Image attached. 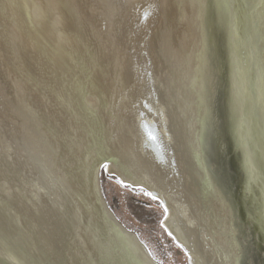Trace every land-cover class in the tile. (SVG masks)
<instances>
[{
  "label": "bare ground",
  "instance_id": "1",
  "mask_svg": "<svg viewBox=\"0 0 264 264\" xmlns=\"http://www.w3.org/2000/svg\"><path fill=\"white\" fill-rule=\"evenodd\" d=\"M178 30L196 49L186 68L193 97L182 103L178 73L167 71L184 40ZM91 112L98 121L87 132L53 126L52 142L69 137L72 154L80 150L61 180H49V166L12 163L0 135V264H162L105 203L101 172L160 201L163 229L191 264L255 263L254 228L264 241V0H0V127L15 122L23 145L49 129L26 125L42 113Z\"/></svg>",
  "mask_w": 264,
  "mask_h": 264
},
{
  "label": "rangeland",
  "instance_id": "2",
  "mask_svg": "<svg viewBox=\"0 0 264 264\" xmlns=\"http://www.w3.org/2000/svg\"><path fill=\"white\" fill-rule=\"evenodd\" d=\"M60 28L61 25L55 26L50 30V34L53 33L55 37L60 36L61 33L58 31ZM156 28H157L156 23L154 25H150L149 31H154L156 30ZM140 32L145 33L146 31L143 29ZM177 34L179 35V30L178 33L176 31V33L173 35L174 37H176V40H182V39L184 40L182 41L181 45H179L177 41V44L174 45L175 46L174 50L171 51V53L168 55L172 57V60L174 58L177 64L167 69V71L169 70L168 73H170L169 76L171 77V79L173 78L174 72L178 73V75L176 74L175 78H173L172 80L175 81L178 78L181 81L179 82V84L177 82V84L180 85L182 88L180 89V92L177 96L181 102V99L183 98L189 101V99L193 97L189 94V98H188V93H189L188 91L192 88L191 85L192 82H190V79L193 78L192 71L190 73L186 68L191 64H193L192 62L195 60L196 56L192 55V48L194 51L196 49L194 48L195 46L190 47L189 40L187 38L178 36L177 39ZM153 43L154 42H150V45L148 46L149 49L152 48ZM20 44H23V42ZM40 47L42 49L46 48L45 44H42V42L40 43ZM179 52L180 54H178ZM145 59L146 58L143 57V60ZM53 62L54 61L49 62V64ZM141 67L142 66H139V68ZM145 69L147 70L148 66L147 67L145 66ZM145 69L142 70L141 72L145 73L146 72ZM188 79H189V83L187 82ZM146 84L147 83H145V85ZM133 85L134 82H131L130 86ZM153 85L154 84L151 83L146 89L145 88L144 89L152 90ZM144 102L150 103V95L145 96ZM21 107L28 109L29 105L23 104L17 106V108L12 107L11 110L18 111L19 109H21ZM68 111L70 110L65 109L62 112V114H68L67 113ZM196 111L194 109H191L189 114L194 115ZM94 114L91 112L90 114H88V117L87 116L84 117L79 114H74L77 116L75 120H71V119L67 120L62 116L61 119L58 118L56 120H50V118H48L49 116L47 115V113H42L37 118H32L28 120V122H26V125L28 127L31 126L35 128L44 125L49 129L46 131V134L41 138V140L36 139L35 141H32V143L24 141L23 145L18 142H17L18 145L15 144V141H18V137H15L16 128L13 126L15 125L13 124L15 122H10L4 119L5 124L2 127H0V135L4 140L2 142L6 147L3 154L7 159H10L12 163L23 162L25 164H31V165L42 164L43 166L44 165L49 166L50 169L47 170L48 171L47 177L49 178V180H61L65 176L67 169L75 167V163H76L75 160L77 159V154L80 152V150L74 149L72 154L71 150H69V139H70L69 137H64L60 141L52 142V138L54 134H56V131L53 128V126L63 128V126H66L67 124L73 122V125L82 128L81 131L87 132L88 130H90L89 129L91 127L90 125L94 123L95 120L98 121V118L94 116ZM91 116L95 117L96 119L91 118ZM23 126L25 127V124H23ZM191 126L196 127V125H191ZM6 132H8V134L11 135V138L7 137ZM26 133L27 131H23L20 132L18 135L24 136L26 135ZM28 135H30V132H28ZM6 137L12 141L10 142L6 140ZM89 144L91 145L90 142ZM101 145L102 146L108 145V140L107 139L105 141L102 140L101 143L96 145V148L93 150H97V148L100 147ZM58 150H61L63 153L60 154ZM65 152L66 154L63 157L62 155ZM202 153L203 155H205V151H202ZM85 159L86 158L84 157L81 160L78 167H80L81 163ZM104 167L105 166H103L102 169L106 171V168ZM101 173H102L101 174L102 191L100 194L104 198L105 203L109 205L110 207L109 209H111V211L117 216V218L122 222L123 225H125L129 230L139 235V237L148 246V248L155 256V258L159 260L162 264H191L188 258L189 257L188 254L185 253V251L182 248H180L174 242V240L169 235L166 234L165 230L163 229L162 219L165 213H164V208L161 207L160 205V201H156L155 199H153V197L149 196L144 191L125 187L121 181H119L114 176L107 174L106 172H101ZM241 177H242L241 173L237 171L236 179L238 180V182H237L236 191L238 194H242ZM238 188H240L241 190L238 191ZM10 190L11 189H6L5 192L11 194L12 192L9 193ZM28 190H30V188H28ZM246 219L247 220L245 222H247V224H250L248 226L254 228L255 227L254 221L252 218H250V215H248ZM253 231H254L253 238L256 241V244L255 247L253 246L254 250L252 253H254V255L252 256V259L255 261L254 264H262V260L264 257V241L258 238L256 228H254ZM241 241L242 242L245 241V238L241 237Z\"/></svg>",
  "mask_w": 264,
  "mask_h": 264
},
{
  "label": "snow or ice",
  "instance_id": "3",
  "mask_svg": "<svg viewBox=\"0 0 264 264\" xmlns=\"http://www.w3.org/2000/svg\"><path fill=\"white\" fill-rule=\"evenodd\" d=\"M148 15H149L148 11H145L144 16L147 17ZM148 135H149L150 139L155 140V136H153L151 133H149ZM153 198L155 199L156 197H153Z\"/></svg>",
  "mask_w": 264,
  "mask_h": 264
},
{
  "label": "flooded vegetation",
  "instance_id": "4",
  "mask_svg": "<svg viewBox=\"0 0 264 264\" xmlns=\"http://www.w3.org/2000/svg\"><path fill=\"white\" fill-rule=\"evenodd\" d=\"M254 92H255V90H254ZM248 139H249V142H250V135H249ZM247 150H248V148H247ZM248 152H249V150H248ZM249 176H251V174H249ZM253 180L257 181L255 178H254ZM239 190H241V189L238 188V191H239ZM250 193H251V191L249 190V191H248V195H249V196H250ZM252 202H254L253 199H252ZM251 209H252V208H251Z\"/></svg>",
  "mask_w": 264,
  "mask_h": 264
}]
</instances>
